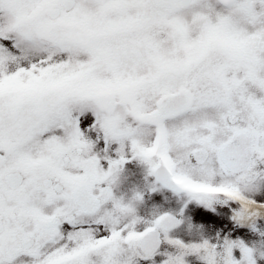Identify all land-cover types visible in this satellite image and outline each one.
<instances>
[{
    "label": "snow or ice",
    "instance_id": "snow-or-ice-1",
    "mask_svg": "<svg viewBox=\"0 0 264 264\" xmlns=\"http://www.w3.org/2000/svg\"><path fill=\"white\" fill-rule=\"evenodd\" d=\"M126 157L181 207L116 197ZM262 184L264 0H0V264H257L215 217L169 232L193 203L259 232Z\"/></svg>",
    "mask_w": 264,
    "mask_h": 264
},
{
    "label": "rangeland",
    "instance_id": "rangeland-1",
    "mask_svg": "<svg viewBox=\"0 0 264 264\" xmlns=\"http://www.w3.org/2000/svg\"><path fill=\"white\" fill-rule=\"evenodd\" d=\"M116 156L112 153V157ZM130 158V157H126ZM153 177L148 176L147 167L139 162L138 160L130 161L126 166H124L120 173L118 181L113 188V193L116 197H122L125 202H127L135 192L144 193L143 202L136 205V214L144 219L152 218L153 206L156 202L166 197H171V199L161 208V211H172L175 212L179 207H181L180 201L172 196L170 193H166L165 197H162L159 193H149L147 186L153 181ZM255 198L258 200L264 199V184L259 187ZM231 207H236L232 205ZM215 211L210 209H205L198 204H190L184 210V217L186 218L181 225L173 231L170 238L174 237L176 239L182 240L184 244L200 243L203 240H208L210 243L216 242L217 234L223 231L224 228L216 227L213 225H204L201 223L202 219H212L216 218L220 223L227 224V229L230 231L233 228L232 222L227 221V217L231 214L229 206L213 205ZM258 212L264 211V208L256 209ZM221 216L223 220H221ZM259 217L255 216L251 223L258 220ZM227 222V223H226ZM143 224L137 225V229H140ZM224 232L219 234L223 237ZM253 241V242H252ZM249 246L258 247L261 253H264V238L256 243L253 239ZM161 252L173 251L166 243H162ZM236 257H239V252H235ZM165 257L163 255H157L152 258L154 264H161ZM186 264H200V261L195 255H189L185 258ZM140 264H152L150 261H141ZM257 264H264V261L258 260Z\"/></svg>",
    "mask_w": 264,
    "mask_h": 264
},
{
    "label": "flooded vegetation",
    "instance_id": "flooded-vegetation-1",
    "mask_svg": "<svg viewBox=\"0 0 264 264\" xmlns=\"http://www.w3.org/2000/svg\"><path fill=\"white\" fill-rule=\"evenodd\" d=\"M255 198V197H254ZM256 199V198H255ZM258 200V199H257ZM258 214V212H257ZM263 217H264V212L262 211L261 214H260V223H261V227H260V230L261 231H264V220H263ZM251 223V221H250ZM138 230H141V229H138ZM228 230V229H227ZM229 231V230H228ZM231 233V238L235 239L237 237V235L240 233V232H243V233H246L247 236H248V239L245 241L248 245H250V242L252 241L251 240V237H249L251 234H249V232H253L249 225L248 224H245L243 227H237L235 231H232L230 229L229 231ZM225 235V232L223 234V236ZM243 238V237H241ZM256 243H258V241H255ZM26 259H30V258H26Z\"/></svg>",
    "mask_w": 264,
    "mask_h": 264
},
{
    "label": "clouds",
    "instance_id": "clouds-1",
    "mask_svg": "<svg viewBox=\"0 0 264 264\" xmlns=\"http://www.w3.org/2000/svg\"><path fill=\"white\" fill-rule=\"evenodd\" d=\"M230 14L233 15V16H237V15H238V12H236V10L233 9V10L230 12Z\"/></svg>",
    "mask_w": 264,
    "mask_h": 264
}]
</instances>
